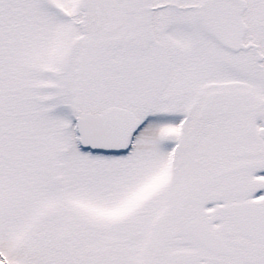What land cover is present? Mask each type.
Instances as JSON below:
<instances>
[{"label": "snow or ice", "instance_id": "6c2138e0", "mask_svg": "<svg viewBox=\"0 0 264 264\" xmlns=\"http://www.w3.org/2000/svg\"><path fill=\"white\" fill-rule=\"evenodd\" d=\"M0 264H264V0H0Z\"/></svg>", "mask_w": 264, "mask_h": 264}]
</instances>
